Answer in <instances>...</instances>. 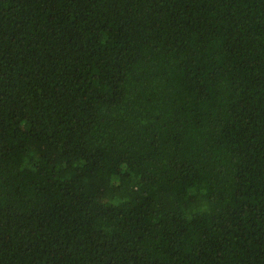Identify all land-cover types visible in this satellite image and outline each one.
<instances>
[{
	"label": "trees",
	"instance_id": "16d2710c",
	"mask_svg": "<svg viewBox=\"0 0 264 264\" xmlns=\"http://www.w3.org/2000/svg\"><path fill=\"white\" fill-rule=\"evenodd\" d=\"M0 264H264V0H0Z\"/></svg>",
	"mask_w": 264,
	"mask_h": 264
}]
</instances>
